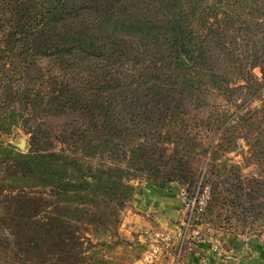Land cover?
I'll return each instance as SVG.
<instances>
[{
    "label": "trees",
    "instance_id": "obj_1",
    "mask_svg": "<svg viewBox=\"0 0 264 264\" xmlns=\"http://www.w3.org/2000/svg\"><path fill=\"white\" fill-rule=\"evenodd\" d=\"M263 26L264 0H0V138L29 135L0 141V264H108L87 234L119 224L131 182L202 169L180 109L260 97Z\"/></svg>",
    "mask_w": 264,
    "mask_h": 264
},
{
    "label": "rangeland",
    "instance_id": "obj_2",
    "mask_svg": "<svg viewBox=\"0 0 264 264\" xmlns=\"http://www.w3.org/2000/svg\"><path fill=\"white\" fill-rule=\"evenodd\" d=\"M252 31L254 36L250 34L247 39L256 38L258 42L255 47L264 45V26ZM230 34L232 39L236 36L235 33ZM238 38H234L238 44L248 41L245 36L242 38L239 35ZM247 54L248 52L246 56ZM42 64L46 68L54 66L47 61H43ZM260 64L261 68H264V57L260 59ZM54 68L58 70L56 66ZM30 72L34 76L35 71ZM252 74L263 83V88L258 93L260 97L245 103L243 99L251 98L247 94L241 95L236 103L240 108H235V104L233 106L226 103L224 97H216L209 99L208 106L200 110L191 104H186L180 109L179 118L186 120L195 118L191 125L194 128L193 132L197 134V142L201 141L204 149L206 147L211 149V146H214L213 150L209 149L200 156V160L203 161L202 169L194 172L192 179L169 182L141 177L131 182L135 188L137 185L148 183L162 184L170 189L176 185L187 184L193 189L198 185L207 188L210 200L201 218L202 235L199 239L180 238L182 215L176 221V228L169 233L173 238L169 247L147 241L144 232L157 231L150 228L139 232L130 229L132 214L129 203L118 214L119 224L115 228H109L108 234H87L91 243L97 245L92 250L99 251L108 264H212L211 260L220 264H238L241 257L235 250V247H239L238 244L241 245L242 242L248 244L252 240L259 242L264 248V74L262 76L260 73V67L252 70ZM36 83L35 80L30 81L28 84H22V88H33ZM214 110L220 114L217 116L219 119L214 116L210 121H206V117ZM229 114L235 116L227 119L221 116ZM28 140L29 135L21 128L14 129L10 135L0 138V141L22 153L27 151ZM218 145H221V148H216ZM206 164L209 166L205 169ZM204 170L203 178L201 174ZM174 197L179 205L177 197ZM151 245L158 246L159 251L153 257V261H148L145 258L151 251ZM201 246H208L209 258L199 250L193 255L188 254L192 248Z\"/></svg>",
    "mask_w": 264,
    "mask_h": 264
},
{
    "label": "crops",
    "instance_id": "obj_3",
    "mask_svg": "<svg viewBox=\"0 0 264 264\" xmlns=\"http://www.w3.org/2000/svg\"><path fill=\"white\" fill-rule=\"evenodd\" d=\"M179 187V185H176L175 188L170 189L156 183L137 185L130 202L132 214L130 229L139 232L150 228L161 234H171L176 228L177 219L183 215L181 202L177 197ZM174 196L177 197L179 205ZM238 245L239 247H235V250L241 256L238 264H264V248L259 242L250 240L248 244L242 242L241 245ZM207 247H194L190 250L191 252L188 251V254L193 255L195 251L199 250L201 254L209 258ZM211 262L212 264H220L213 260Z\"/></svg>",
    "mask_w": 264,
    "mask_h": 264
},
{
    "label": "built area",
    "instance_id": "obj_4",
    "mask_svg": "<svg viewBox=\"0 0 264 264\" xmlns=\"http://www.w3.org/2000/svg\"><path fill=\"white\" fill-rule=\"evenodd\" d=\"M177 197L181 202L183 220L181 222L182 231L180 233L181 239H188L190 237L199 239L201 233V218L206 211V207L210 200L209 191L207 188L197 186L193 191H188L187 187L180 186L177 192ZM144 238L153 244H162L166 247L170 246L173 238L169 235L160 234L154 231L144 232ZM159 251L158 246L151 245V251L146 256V260L153 261L156 253Z\"/></svg>",
    "mask_w": 264,
    "mask_h": 264
}]
</instances>
